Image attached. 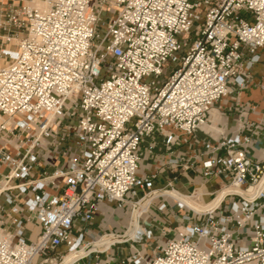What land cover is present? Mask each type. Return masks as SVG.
I'll use <instances>...</instances> for the list:
<instances>
[{"label":"built area","instance_id":"1","mask_svg":"<svg viewBox=\"0 0 264 264\" xmlns=\"http://www.w3.org/2000/svg\"><path fill=\"white\" fill-rule=\"evenodd\" d=\"M263 48L264 0H0V264L61 262L118 235L88 233L99 203L127 205L132 226L142 199L182 195L176 176L157 181L183 165L229 188L216 206L175 198L172 237L141 252L147 229L80 259L129 243L117 264H264V162L249 155L263 125L241 115L235 133L196 138ZM142 146L167 154L150 172Z\"/></svg>","mask_w":264,"mask_h":264},{"label":"crops","instance_id":"2","mask_svg":"<svg viewBox=\"0 0 264 264\" xmlns=\"http://www.w3.org/2000/svg\"><path fill=\"white\" fill-rule=\"evenodd\" d=\"M258 54L260 56L259 61L253 63L248 71L249 76L247 78L246 87L238 93H233L226 97L214 106L211 110V123L203 127L202 130L197 133L196 138L202 140L203 138L208 137L216 138L221 134L231 135L236 132L237 122L242 115L249 121L255 123L260 122L263 125V130L260 131L258 136L253 138V142L249 146V155L252 159H260L264 162V48L258 50ZM181 151L186 152L190 151V149H180V152ZM166 156L167 154L162 150H156L153 153H149L144 146H142L140 171H152V169L155 168V166H157ZM173 176H176V179L173 181V187L182 194H188L194 191L198 183L202 181V176L199 170H194L189 165L179 167L176 173H171L162 167L159 169L157 186L161 187L164 185L167 178H172ZM204 188L205 186L197 188V191L194 192H200V196L203 197L202 203L214 198L220 192L219 191L215 195L208 197V194L210 193L204 191ZM205 197H207V199ZM155 200L156 198L151 202L147 212L141 213L142 217L139 220V225L136 221V215H133L132 226L130 219L131 213L127 205L124 208L115 209L113 204L107 202L99 203L97 210L94 212V220L90 224L88 233L93 236L100 233H114L118 235L113 236L122 238L137 224L140 229L138 232L139 235L140 233H144L147 229L151 230L150 239H145L142 243L134 244L136 249L144 252L145 249L141 247L140 244L144 245L147 242H150L155 245L158 242H163L166 238L175 235L176 228L181 223L180 210L176 207L173 198L170 196L164 197L169 208H166L163 211H158L156 209V206L160 201L156 202ZM147 205L143 209H146ZM129 227L130 229L128 230ZM136 233L137 229L132 235V239L133 237H136ZM106 239H108L106 236L102 238V240ZM113 247L118 248V251L113 252ZM91 249H94V246L75 250V253L81 254L76 260H74V262L71 261L72 263L70 262V264H95L97 260L99 261L98 264H117L116 260L119 256L130 255L135 251L130 247L129 243H122L112 246L109 250L101 254H92L86 258L80 259L82 255ZM68 253L64 256H67Z\"/></svg>","mask_w":264,"mask_h":264},{"label":"bare ground","instance_id":"3","mask_svg":"<svg viewBox=\"0 0 264 264\" xmlns=\"http://www.w3.org/2000/svg\"><path fill=\"white\" fill-rule=\"evenodd\" d=\"M41 6H43V3L40 2L39 3ZM229 188L227 187H223L222 189H219L217 192H219L214 198L210 199L209 201L207 202H204L202 203V201H200L198 199V196H200V194H196V193H193L192 196H185V195H180L178 194L176 191H166V192H162V193H156L154 194V196L152 197H146L144 199H142L140 202H139V207L138 209H136L133 213V215H136V217L143 213V212H146L149 208V204L151 202H153V200L157 197L158 194H162L163 197L165 196H170L171 198L173 199H177L178 201H180L181 203H183L185 206L187 207H190L196 211H202V210H205L207 208H212L214 206H216L220 200L222 199V197L224 196L225 192L228 190ZM253 186L249 188L248 191H245L243 188H235L233 190L239 192V193H242V194H247L249 191L253 190ZM196 194V195H195ZM211 196V193L208 194V197ZM148 204V205H147ZM147 205V208L146 209H143L145 206ZM137 229V233H136V237H133V239L137 240L138 239V232L140 231V229L138 228V225L136 224L135 226H133L127 233V235L123 236L122 238L118 237V236H113V235H102L101 239L100 240H97V241H94L92 242L91 246H85L84 247H93L94 248H106L110 242H113L115 240H120V239H123L125 237H131L132 238V235L135 233ZM107 236L108 239L106 240H102L103 237ZM93 245V246H92ZM75 251V250H74ZM74 251H71L68 253L67 256H64V259L60 262V263H55V264H70V262H74V260H76L81 253H75ZM71 262V263H72Z\"/></svg>","mask_w":264,"mask_h":264},{"label":"rangeland","instance_id":"4","mask_svg":"<svg viewBox=\"0 0 264 264\" xmlns=\"http://www.w3.org/2000/svg\"><path fill=\"white\" fill-rule=\"evenodd\" d=\"M100 28V27H99ZM179 37V39L182 41L183 39H184V35L182 34V35H179L178 36ZM181 53V51L179 52V54ZM167 66L170 68V67H176L177 66V64L176 63H174V62H171V61H168L167 62ZM153 77H148V80H150V79H152ZM203 186H205V188H204V191H207V192H209V193H211V195H215L216 193H217V191H218V189H219V186L217 185V184H213L211 181H207V180H204V178H202V181L201 182H199L198 183V185L196 186V189L193 191V192H196L197 191V188H200V187H203ZM179 187V186H178ZM196 194H200V192H198V193H196ZM195 194V195H196ZM202 196H198V199L200 200V201H202ZM206 199H207V197H205ZM162 199H156L155 201L156 202H159V201H161ZM207 201V200H206ZM226 209H227V202H225L223 205H222V207L220 208V211H219V213H221V214H224L225 212H226ZM165 210V209H164ZM179 227V226H178ZM107 237V236H106ZM105 239V238H104ZM143 242V240L141 241V242H139V243H142ZM157 244H160L159 242L158 243H156L155 245H157ZM140 246L141 247H143L144 249H145V252L147 253V249H146V246H145V244L144 245H141L140 244ZM84 248V246L81 248V249H83ZM58 250H60V251H64V247H61V248H59ZM112 251L113 252H116V251H118V248H115V247H113L112 248ZM67 254V253H66ZM65 255V254H64ZM53 263H60V262H53ZM52 263V264H53Z\"/></svg>","mask_w":264,"mask_h":264}]
</instances>
